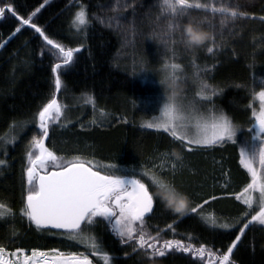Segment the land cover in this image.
Here are the masks:
<instances>
[{"label": "trees", "instance_id": "trees-1", "mask_svg": "<svg viewBox=\"0 0 264 264\" xmlns=\"http://www.w3.org/2000/svg\"><path fill=\"white\" fill-rule=\"evenodd\" d=\"M190 2L238 13L233 19L218 12L215 27L210 23L204 28L210 36L215 34L211 54L206 47L189 51L179 43V31L175 43L165 37L168 16L163 0H0L5 9L0 13V202L15 213L0 221V245L7 251L91 252L95 238L100 242L97 254H110L108 264H219L239 229L259 211L258 193L251 208L243 203L250 176L240 164V149L251 140L246 130L253 125L254 95L264 90V0ZM81 9L88 23L74 27V14ZM191 11L212 17L211 11ZM24 19L30 24H23ZM31 24L65 50L72 49L73 61L53 74L56 64L63 65V56ZM57 75L62 81L58 94ZM201 84L213 92L207 94ZM197 92L211 97L198 100L208 112L223 111L245 130L239 133V144L226 141L189 152L168 133L141 127L147 103L160 105L156 100L163 96L196 99ZM53 96L63 114L50 125L46 148L63 160L92 161L102 174H112L110 166L117 165L125 175L143 176L154 195L158 189L145 172L151 175L154 169L174 183L188 199L186 211H197L180 218L157 199L143 229L155 238L149 243L159 247L178 241L190 246L188 252L173 248L163 257L146 258L144 251H133L135 241L121 244L103 222L86 229L81 242L29 226L20 215L28 187L26 154L38 155L33 147V138H41L36 135V117ZM225 224L227 228L221 227ZM94 260L105 264L103 257ZM228 264H264V226L253 223L246 230Z\"/></svg>", "mask_w": 264, "mask_h": 264}, {"label": "snow or ice", "instance_id": "snow-or-ice-1", "mask_svg": "<svg viewBox=\"0 0 264 264\" xmlns=\"http://www.w3.org/2000/svg\"><path fill=\"white\" fill-rule=\"evenodd\" d=\"M163 4L165 5V15L168 16V31L165 33V37L172 39L175 43V32L179 31V43L189 51L206 47V52L211 54L214 50L211 44L215 42V34L213 32L210 39L200 46L189 45L186 42L184 25L190 23L197 28L204 29L212 23L214 28L213 21L218 12L230 14L233 19L238 16L236 11L229 13L226 8L209 10L204 3H192L190 0H163ZM133 6L135 5L133 4ZM193 9H203L205 13L211 11L212 17L201 18L191 11ZM4 11L5 9L0 8V13ZM7 11L12 12L13 9L9 7ZM22 23L29 25L30 19H24ZM87 23L85 10L81 9L74 14L72 20L74 27L76 25L83 27ZM30 26L45 39L48 45H51L53 49H58L63 56V65L56 64L52 68L53 74H56L62 66H67L73 61L74 51L72 49L65 50L60 44L49 39L40 27L35 24ZM20 30L17 28L15 31L19 32ZM169 33H171L170 36ZM75 51L78 52L80 49L77 48ZM172 67L178 69L181 66L173 64ZM207 86L205 84V87ZM61 87L62 81L57 75L55 78L57 94ZM195 96L198 100L211 101V97L203 96L200 92H197ZM258 98L261 107L258 113L253 112L255 124L246 130L247 133H254L250 139L258 141V143L256 146L250 144L241 146L240 163L250 175V182L243 189L245 196L243 203L251 208L254 204L253 194L258 193L256 199L258 200L259 211L255 215H251L250 220L239 229V234L227 249V253L223 254L219 264H228L230 256L241 241L242 235L253 223L264 226V91L259 93ZM89 100L91 102V98ZM62 114L63 108L58 103L57 97L53 96L38 111L36 117L39 128L36 135L41 138H33V147L39 149V155H35L34 151H29L26 154L28 166L25 169V176L28 187L23 207L20 209V215L27 219L29 226L35 225L37 230L46 228L64 230L62 235L69 240L76 241L86 238V229L103 222L111 234L120 240L121 244L135 241L133 251H144L146 258L163 257L173 248L177 251L188 252L190 246L184 247L178 241H165L159 247L149 243V240L155 238L144 231L143 225L146 222V216L153 211L154 202L160 197L154 195L149 187L142 182L143 176L133 178L136 173L131 176L125 175L120 172L117 165L110 166L112 174H102L92 161H85L79 157L63 160L45 147V139L49 136L50 125L58 123L56 118L61 117ZM204 120L203 109L195 101L186 111L183 104L175 103L173 97L163 103L160 120L156 123L146 124L144 127L163 130L174 141L187 145L189 152L193 150L192 146L206 148L226 141L239 144L238 133L245 131L234 127L232 119L223 111L218 117L214 116L210 125L203 123ZM257 156L259 168L255 166ZM3 164L4 161L0 160V165ZM49 168L55 170L49 171ZM38 169H42L43 174ZM172 170H175V164L172 165ZM143 175L148 176L152 187L161 190L173 189L177 194L182 193L174 183L159 176L154 169L151 175L148 172ZM182 194L185 196L184 193ZM240 198L237 196L238 200ZM167 207L181 214L180 218L197 211L196 207H192L190 212L186 211L189 208L186 196L183 200L171 201ZM8 216L14 217L15 213L5 203L0 202V221L6 220ZM137 224L141 227L137 228ZM221 227L227 228L228 225H221ZM91 247L94 249L92 255H96L100 251L99 240L92 238ZM200 251L202 255L203 246H201ZM52 253L50 256L47 252L33 250L28 255L22 248H17L16 251L10 253L11 258H8L5 247L0 245V264H92L87 255H65L56 249H53ZM103 259L105 264H108L110 254H104Z\"/></svg>", "mask_w": 264, "mask_h": 264}, {"label": "rangeland", "instance_id": "rangeland-1", "mask_svg": "<svg viewBox=\"0 0 264 264\" xmlns=\"http://www.w3.org/2000/svg\"><path fill=\"white\" fill-rule=\"evenodd\" d=\"M162 71H164V69L162 70ZM162 74H165L164 72H162ZM200 86V85H199ZM201 89H203L205 92H207V94H211V92H213V91H211V89L207 86V87H205V85L204 86H202V84H201ZM262 91H264V90H261V91H259V92H257L255 95H254V98H253V104H252V110H251V112H252V118H253V124H255V117L253 116V112H259V110H260V107H261V102H260V100H259V98H258V96H259V93L260 92H262ZM164 97L165 96H163V97H160L158 100H156V102H158V103H160V105H157V106H153V103H147L146 104V106H145V113H148V115L147 116H144L141 120H140V125H141V127L142 128H144V129H148V130H153V131H161V132H164L163 130H156V129H149V128H146V127H144V125H146V124H149V123H156V122H158L159 120H160V118H161V109H162V106H163V103L165 102V101H167L166 99L164 100ZM163 99V100H162ZM193 101H195L197 104H199V106L203 109V113H204V116H205V120L203 121V123H205V124H208V125H210L211 124V122L213 121V118H214V116L215 117H218L220 114H213V113H210V112H208V110H207V107H206V105L205 104H202V102H199L198 101V99L196 98H191V97H183V98H181V99H177V100H175V103H177V104H183V106H184V108H185V110L187 111V109L191 106V104L193 103ZM234 127H236L235 125H234ZM254 133H252V135H253ZM238 139H239V133H238ZM257 143H258V141H248V144H250V145H253V146H256L257 145ZM192 147H195V148H198L197 146H192ZM200 148V147H199ZM241 150V149H240ZM241 164V163H240ZM241 166L244 168V166L241 164ZM255 166L257 167V168H259L260 167V165H259V162H258V156H257V158H256V162H255ZM246 171H247V169L246 168H244ZM39 171H41L42 173H43V170L42 169H39ZM250 176V175H249ZM255 197H254V202H255ZM7 251V250H6ZM16 251V250H15ZM33 250H31V251H29V252H25L26 254H28V255H30L31 254V252H32ZM8 252V251H7ZM50 252H52V251H50ZM60 252V251H59ZM92 252L93 251H91V252H86V251H83V252H81V253H76V255L77 256H80L81 254H83V255H87L88 256V258L92 261V264H96L95 263V260H94V258L95 257H97V258H102L103 257V255H98V254H96V255H92ZM9 253H11L10 251H9ZM63 253V252H62ZM50 255H52L53 253H49ZM65 255H69V254H74V253H64Z\"/></svg>", "mask_w": 264, "mask_h": 264}, {"label": "clouds", "instance_id": "clouds-1", "mask_svg": "<svg viewBox=\"0 0 264 264\" xmlns=\"http://www.w3.org/2000/svg\"><path fill=\"white\" fill-rule=\"evenodd\" d=\"M184 34L186 37V42L189 45L200 46L206 40L210 39V34L207 31H205L204 29L197 28L196 26L190 23L184 25ZM155 195L159 196L161 201L166 206H169L171 201L185 199V196L182 193L177 194L173 189H168V190L158 189Z\"/></svg>", "mask_w": 264, "mask_h": 264}, {"label": "flooded vegetation", "instance_id": "flooded-vegetation-1", "mask_svg": "<svg viewBox=\"0 0 264 264\" xmlns=\"http://www.w3.org/2000/svg\"><path fill=\"white\" fill-rule=\"evenodd\" d=\"M55 233H57V234H59V235H62L61 233H63V231H56ZM77 241H79V242H81V241H85L84 239L83 240H77ZM44 252H47V253H52V252H50L51 250H43ZM51 256V255H50Z\"/></svg>", "mask_w": 264, "mask_h": 264}, {"label": "water", "instance_id": "water-1", "mask_svg": "<svg viewBox=\"0 0 264 264\" xmlns=\"http://www.w3.org/2000/svg\"><path fill=\"white\" fill-rule=\"evenodd\" d=\"M47 140H48V138L45 139V147H46ZM37 150H38V155H39V149L37 148ZM51 171H53V170H51ZM41 174H43V173L41 172ZM48 229H50V228H48ZM51 230H54V231H64V230H57V229H51Z\"/></svg>", "mask_w": 264, "mask_h": 264}, {"label": "built area", "instance_id": "built-area-1", "mask_svg": "<svg viewBox=\"0 0 264 264\" xmlns=\"http://www.w3.org/2000/svg\"><path fill=\"white\" fill-rule=\"evenodd\" d=\"M6 253L8 254V258H11V256H10V253H9V252H7V251H6Z\"/></svg>", "mask_w": 264, "mask_h": 264}]
</instances>
